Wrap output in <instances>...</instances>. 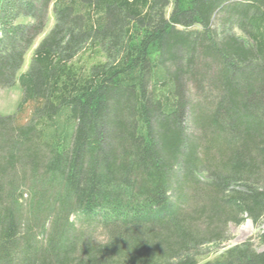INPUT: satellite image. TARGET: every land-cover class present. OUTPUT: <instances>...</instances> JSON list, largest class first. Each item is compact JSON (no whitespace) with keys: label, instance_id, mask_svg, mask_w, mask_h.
Returning a JSON list of instances; mask_svg holds the SVG:
<instances>
[{"label":"trees","instance_id":"1","mask_svg":"<svg viewBox=\"0 0 264 264\" xmlns=\"http://www.w3.org/2000/svg\"><path fill=\"white\" fill-rule=\"evenodd\" d=\"M16 83L0 264H264V0H0Z\"/></svg>","mask_w":264,"mask_h":264},{"label":"rangeland","instance_id":"2","mask_svg":"<svg viewBox=\"0 0 264 264\" xmlns=\"http://www.w3.org/2000/svg\"><path fill=\"white\" fill-rule=\"evenodd\" d=\"M51 8V7H50ZM54 23V17L52 10H50V15H49V22L46 25L44 33L36 39V42L32 49L28 52L26 58H25V63L22 69V72H25L29 65H30V60L32 57V54L35 50V48L38 46V44L41 42V40L49 33L51 30L52 26ZM22 100V89L19 85V83H16V85L12 88H7V89H0V115L1 116H10L13 115L17 112L18 106L21 103ZM31 112H32V107L31 106H26L24 108V118L23 122L25 123V120H28L31 117ZM27 122V121H26ZM118 223L121 222L120 220L117 221ZM36 233L39 232L38 229H35ZM264 231V222L260 224V226H256L252 223L251 220L245 221L242 225L240 226H230L229 231H228V236H229V241L224 243L219 250L217 254H215L212 259L215 258L216 255H220L223 253L224 250H226L224 247H229V246H234V245H240L245 242H251L252 245L254 246L255 249L258 251H261L263 247L261 246V243L259 241L258 236L260 235L261 232ZM101 232H97V236L100 237ZM37 239H40L39 233L36 235Z\"/></svg>","mask_w":264,"mask_h":264}]
</instances>
